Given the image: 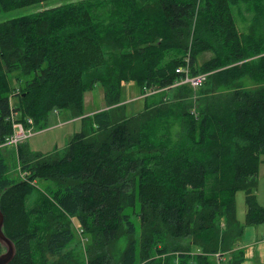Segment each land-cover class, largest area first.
I'll use <instances>...</instances> for the list:
<instances>
[{
  "label": "trees",
  "instance_id": "trees-1",
  "mask_svg": "<svg viewBox=\"0 0 264 264\" xmlns=\"http://www.w3.org/2000/svg\"><path fill=\"white\" fill-rule=\"evenodd\" d=\"M50 1L0 0V13ZM236 12L260 24L258 38L239 30ZM187 56L192 75L206 74L197 113L190 87H171ZM243 78L264 82V0H84L0 23V212L15 251L8 264H85L84 253L86 264H216L210 257L232 251L245 226L264 223L256 199L264 84L248 90ZM126 83L140 95L159 91L127 116ZM97 85L104 107L85 116L84 94ZM54 110L82 117L81 131L56 160L20 144L14 157L27 178H13L3 149L12 114L42 130Z\"/></svg>",
  "mask_w": 264,
  "mask_h": 264
},
{
  "label": "rangeland",
  "instance_id": "rangeland-1",
  "mask_svg": "<svg viewBox=\"0 0 264 264\" xmlns=\"http://www.w3.org/2000/svg\"><path fill=\"white\" fill-rule=\"evenodd\" d=\"M82 2H84V0H53L48 3L42 2L30 6L19 7L9 12H1L0 23L22 16L37 15L39 13H43L53 8L77 5ZM235 18H236L237 26L241 32L245 31L246 29H249V33H251L255 39L261 35V32H259V30L261 29L260 24L257 26V24L254 23L253 20H251L250 14L243 12L242 15H239V13L236 12ZM210 55L211 54L209 53L203 54L201 57L198 58V63L201 64L204 61L209 60L211 58ZM239 82L240 84L243 85L244 88L248 90H253L254 88L264 84L263 81H252L248 78H243ZM13 86L20 87L21 85L19 83L13 82ZM202 88H204V86L196 90H191L192 94L190 96V101L193 107V112L195 111L196 113L200 106L199 91ZM155 91L157 93L159 90H155ZM215 92L221 95L222 93L228 92V90L221 88L216 90ZM174 93L175 91L171 92L170 94L168 93V100H165V102H171ZM140 94H141L140 89L135 83H126L122 85L121 102L125 105V113L127 116H134L142 110L143 98H141ZM10 101L13 107L15 105V99L12 98L10 99ZM103 107H104L103 91L99 85H97L92 91L84 94L85 116L92 115L93 112L95 113L99 110H102ZM87 113H92V114H87ZM71 115L72 113L66 110H61L59 112L54 110L53 112H51V114L48 117L47 123L45 125L46 128L42 130H38L33 125L30 128L28 127L27 129H31L32 135L28 137V139L24 142L25 145L27 146L26 149L31 154H42L51 160L62 158L66 153L67 146L70 140L72 139V137L76 133L80 132L83 127V123L81 121L82 117H73ZM17 147L16 148L7 147V149L6 148L3 149L6 150V152L4 151V154L7 157L8 165L10 168V175L13 176V178H22L21 176L25 175V173L20 171L19 163L17 162V159L14 157L15 156L14 151H16ZM11 154H12V158H11ZM260 161L261 164L258 172L259 173L258 176L260 180L257 185L256 199L257 202L264 207V156L263 155L260 157ZM34 184L39 190L48 191L47 190L48 182L37 180L36 182H34ZM245 205L246 204L244 202V193L240 191L236 194V213H237L236 217L241 225H244L245 223L244 218L242 217V215H244L245 217V213H246ZM131 220L134 223L136 229V239L138 240L139 222L137 218V211L136 213H132ZM75 230H76V235L78 236L77 237L78 243L80 244L78 246V250L80 251L82 249V252H84L85 250L84 246L87 242L86 240H83L85 238L83 235H80L81 232L77 229L76 226H75ZM241 239H244V236L243 237L240 236L235 240L236 242L235 247H237L238 242ZM123 248H124L123 243H118L116 245V249L119 253L123 250ZM4 252H5V248L2 245H0V254ZM218 254L220 253H216L212 257H210L212 260H215L216 264H219L218 260H221L217 257ZM222 258L224 259L223 261H225L226 259L225 263L223 264H229V260H231L230 255H228L227 253H223ZM85 259L86 256L84 253L83 260L85 261L86 264Z\"/></svg>",
  "mask_w": 264,
  "mask_h": 264
},
{
  "label": "built area",
  "instance_id": "built-area-1",
  "mask_svg": "<svg viewBox=\"0 0 264 264\" xmlns=\"http://www.w3.org/2000/svg\"><path fill=\"white\" fill-rule=\"evenodd\" d=\"M175 73L178 74L180 77L179 80L174 83L171 87H175L178 85H188L191 90H196L202 86L206 78V74L192 75L189 56L186 57L183 66L176 68ZM154 93H156L155 90H146L144 94L141 95V98L152 95ZM11 122L13 133L6 139L5 146L16 148L18 145L24 143L28 139V137L32 135L31 129L27 128H30L33 123L30 119H27L26 127V125L17 120V115L15 113L11 116ZM21 177L23 180L26 179L25 175H22ZM217 257L221 259L218 260V262L220 263V261L223 260V255L218 254Z\"/></svg>",
  "mask_w": 264,
  "mask_h": 264
},
{
  "label": "crops",
  "instance_id": "crops-1",
  "mask_svg": "<svg viewBox=\"0 0 264 264\" xmlns=\"http://www.w3.org/2000/svg\"><path fill=\"white\" fill-rule=\"evenodd\" d=\"M259 180L260 179L258 176V182ZM258 204L260 205V203ZM260 206L263 207L262 205ZM242 217L244 218V215H242ZM262 224L244 227V231L242 234V237L244 236V239L239 240L237 247H235L234 245L232 251L227 253L231 257V260H229V264H235L236 262L237 264H264V225ZM236 253L242 255V260H233V257ZM223 260L221 262L222 264L225 263L226 259L225 261Z\"/></svg>",
  "mask_w": 264,
  "mask_h": 264
},
{
  "label": "water",
  "instance_id": "water-1",
  "mask_svg": "<svg viewBox=\"0 0 264 264\" xmlns=\"http://www.w3.org/2000/svg\"><path fill=\"white\" fill-rule=\"evenodd\" d=\"M0 245L5 248V252L0 255V264H8L14 256V245L4 235L3 232V215L0 212Z\"/></svg>",
  "mask_w": 264,
  "mask_h": 264
},
{
  "label": "flooded vegetation",
  "instance_id": "flooded-vegetation-1",
  "mask_svg": "<svg viewBox=\"0 0 264 264\" xmlns=\"http://www.w3.org/2000/svg\"><path fill=\"white\" fill-rule=\"evenodd\" d=\"M1 255V254H0Z\"/></svg>",
  "mask_w": 264,
  "mask_h": 264
}]
</instances>
